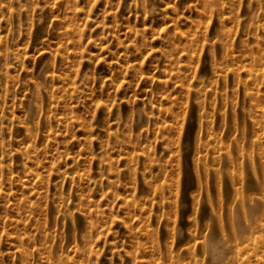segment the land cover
Masks as SVG:
<instances>
[{
    "label": "rangeland",
    "instance_id": "1",
    "mask_svg": "<svg viewBox=\"0 0 264 264\" xmlns=\"http://www.w3.org/2000/svg\"><path fill=\"white\" fill-rule=\"evenodd\" d=\"M210 238L264 264V0H0V264H211Z\"/></svg>",
    "mask_w": 264,
    "mask_h": 264
},
{
    "label": "bare ground",
    "instance_id": "2",
    "mask_svg": "<svg viewBox=\"0 0 264 264\" xmlns=\"http://www.w3.org/2000/svg\"><path fill=\"white\" fill-rule=\"evenodd\" d=\"M259 186V185H257ZM262 209L260 208V206L256 203H251L249 208H248V215L247 218L249 220L252 219H257L261 216V211ZM244 215V214H243ZM246 216V215H245ZM254 224V222H252L250 225L246 224L243 219L242 216L240 214H236L235 218H234V223L232 224V227H234V230L231 233H234L235 235H245L248 233L251 234V228L252 225ZM221 239V238H220ZM225 241H218L215 239L210 238L208 240V252H209V261L211 264H225L224 258H225V254H227L226 249L224 247Z\"/></svg>",
    "mask_w": 264,
    "mask_h": 264
}]
</instances>
